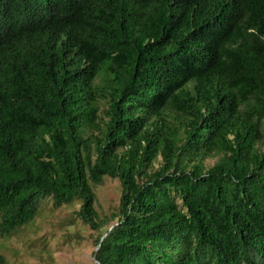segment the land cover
<instances>
[{"label":"trees","instance_id":"1","mask_svg":"<svg viewBox=\"0 0 264 264\" xmlns=\"http://www.w3.org/2000/svg\"><path fill=\"white\" fill-rule=\"evenodd\" d=\"M263 143L264 0H0V236L51 197L98 264H264Z\"/></svg>","mask_w":264,"mask_h":264},{"label":"rangeland","instance_id":"2","mask_svg":"<svg viewBox=\"0 0 264 264\" xmlns=\"http://www.w3.org/2000/svg\"><path fill=\"white\" fill-rule=\"evenodd\" d=\"M216 159H207L206 163L212 165ZM94 188L99 216L117 212L122 194L120 180L105 177ZM80 206L81 202L75 201L59 207L51 197L44 199L32 222L12 236H0L3 264H98L94 253L101 231L83 222L78 215Z\"/></svg>","mask_w":264,"mask_h":264}]
</instances>
